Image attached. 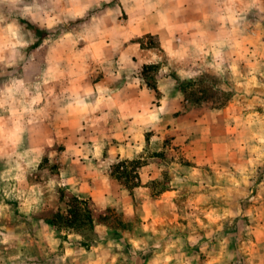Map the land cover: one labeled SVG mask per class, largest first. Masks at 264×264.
Instances as JSON below:
<instances>
[{
	"label": "clouds",
	"instance_id": "1",
	"mask_svg": "<svg viewBox=\"0 0 264 264\" xmlns=\"http://www.w3.org/2000/svg\"><path fill=\"white\" fill-rule=\"evenodd\" d=\"M234 103L238 162H181ZM262 202L264 0H0V264H264Z\"/></svg>",
	"mask_w": 264,
	"mask_h": 264
},
{
	"label": "rangeland",
	"instance_id": "2",
	"mask_svg": "<svg viewBox=\"0 0 264 264\" xmlns=\"http://www.w3.org/2000/svg\"><path fill=\"white\" fill-rule=\"evenodd\" d=\"M249 115L250 113L248 111H241L240 107L235 103L229 106L224 113V118L229 122L226 135L222 129H218L217 127L219 116H217L216 120L209 117L198 119L195 123H198L200 133L188 139L181 137L177 143L175 150L179 152L181 162H184V157L187 156L201 166V171L207 170L209 165L220 170L227 167L229 159L238 162L236 150L233 148L230 140L242 133L239 128L231 124V121L234 119L244 121ZM168 143L169 141H166V146ZM160 155L161 158H163V154ZM190 195H192V204L196 209L209 211L210 216L215 215V213H212L210 209L205 206V197L202 194ZM153 198H158L156 203H148L143 212L146 222L151 224L152 221H155L157 225L166 224L169 226L187 223L184 218L185 209H180L175 216L166 211V207L169 204H179V201L175 199L171 191L166 189V186L161 185L159 191L154 193ZM212 206L215 207V203H213ZM257 209H259L257 216V235L259 237V242L257 243L254 241L256 247L253 249V252L260 249L261 245H264V202L258 203L253 207L252 211L254 214H256ZM200 219L203 220V216H200ZM195 226V223H193V227ZM176 234H180L179 230H177Z\"/></svg>",
	"mask_w": 264,
	"mask_h": 264
}]
</instances>
